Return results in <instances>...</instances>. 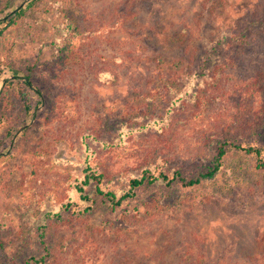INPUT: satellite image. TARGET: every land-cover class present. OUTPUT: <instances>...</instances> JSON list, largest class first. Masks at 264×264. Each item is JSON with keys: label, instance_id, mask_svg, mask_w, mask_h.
Wrapping results in <instances>:
<instances>
[{"label": "rangeland", "instance_id": "rangeland-1", "mask_svg": "<svg viewBox=\"0 0 264 264\" xmlns=\"http://www.w3.org/2000/svg\"><path fill=\"white\" fill-rule=\"evenodd\" d=\"M18 6L0 40V264L40 255L41 227L49 264H264V169L234 149L199 189L49 217L88 164L105 189L151 167L195 176L224 131L264 157V0H0V18ZM223 47L213 82L173 104L181 75Z\"/></svg>", "mask_w": 264, "mask_h": 264}, {"label": "trees", "instance_id": "trees-1", "mask_svg": "<svg viewBox=\"0 0 264 264\" xmlns=\"http://www.w3.org/2000/svg\"><path fill=\"white\" fill-rule=\"evenodd\" d=\"M26 14V7L18 6L13 11L7 13L4 17L0 18V40L4 38L5 32L9 28H16L20 25L23 18ZM235 39H238V36H234ZM226 43L231 44L233 37L224 38ZM244 41H247L246 36L240 37V43L243 44ZM232 45V44H231ZM225 47L218 50V54H209L206 56V60L194 71L191 73H186L181 75L182 79L185 80L182 88L173 87L172 96L175 101L173 104H176V101L179 98L184 100L183 94L186 93V96H191L190 100L196 95L199 94L198 91H195L196 83L198 87L208 86V82H213L214 76L208 75L206 70L211 69L215 60H223ZM3 65L0 62V68ZM9 66V65H8ZM13 70V76L15 79H18L19 72L13 67H10ZM35 68L32 67L29 69L26 75L21 77L23 84L29 88L34 89V76ZM195 82V83H194ZM11 81H7L6 84L11 85ZM10 90V88H9ZM6 87L0 93V104L6 106L10 102V91ZM205 99L203 100V104ZM27 111H30V107L27 104H24ZM204 106V105H203ZM155 126L159 127L160 130L163 129L162 122L158 119L155 120ZM232 136L228 131H224L221 134L213 135L211 138V148H212V165L210 167L204 168L195 176L187 177L181 170L176 169L171 172L161 171L158 174H155V169L153 167L144 169L143 172L138 176H133L127 180L125 188L111 187L106 188L104 185V176L97 173L89 164L87 165L84 175L81 179L76 180L72 184V191L76 194L77 201H67L63 204L61 210L56 213L49 214V217L52 219L57 218L61 219V212H70L75 211L80 216H85L93 212L99 202L107 204L112 210L119 211L124 205L131 200H138L140 193L147 192H160L164 188H173L177 189H199L206 182L215 179L218 173L224 167L225 161L228 156L231 154L232 150L242 151L248 155L255 156L257 158V168L264 169V157L263 150L255 146H243L242 144H233ZM259 143V142H258ZM39 239L43 245V250L40 255L29 256L25 264H49L48 258L50 257V252L46 243L44 241V232L43 227L40 228Z\"/></svg>", "mask_w": 264, "mask_h": 264}]
</instances>
